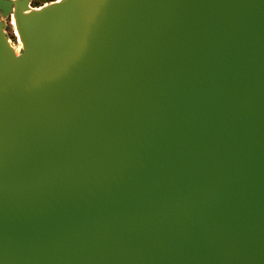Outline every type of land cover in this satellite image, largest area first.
Masks as SVG:
<instances>
[{
	"label": "water",
	"instance_id": "water-1",
	"mask_svg": "<svg viewBox=\"0 0 264 264\" xmlns=\"http://www.w3.org/2000/svg\"><path fill=\"white\" fill-rule=\"evenodd\" d=\"M45 5L0 0V264H264V0Z\"/></svg>",
	"mask_w": 264,
	"mask_h": 264
},
{
	"label": "rangeland",
	"instance_id": "rangeland-1",
	"mask_svg": "<svg viewBox=\"0 0 264 264\" xmlns=\"http://www.w3.org/2000/svg\"><path fill=\"white\" fill-rule=\"evenodd\" d=\"M33 1H38L41 6H43L45 4H49L48 2H45L47 0H31V7L32 8H37V7H33V5H32ZM0 22L5 23V25H6L5 31H6L7 36L10 39L11 43L13 44L14 48L16 49L17 53H20V51L22 50V45L20 44V41L16 35L12 17L3 18L1 13H0Z\"/></svg>",
	"mask_w": 264,
	"mask_h": 264
},
{
	"label": "snow or ice",
	"instance_id": "snow-or-ice-1",
	"mask_svg": "<svg viewBox=\"0 0 264 264\" xmlns=\"http://www.w3.org/2000/svg\"><path fill=\"white\" fill-rule=\"evenodd\" d=\"M55 3H60L61 0H54ZM26 7V6H25ZM45 7H48V5H45ZM36 11L38 12H42L43 9H36ZM23 15L27 16L28 15V12L27 11H24Z\"/></svg>",
	"mask_w": 264,
	"mask_h": 264
},
{
	"label": "trees",
	"instance_id": "trees-1",
	"mask_svg": "<svg viewBox=\"0 0 264 264\" xmlns=\"http://www.w3.org/2000/svg\"><path fill=\"white\" fill-rule=\"evenodd\" d=\"M53 1H54V0H47V1H45V2L51 3V2H53ZM32 5H33V7H39V6H41L40 3H39L38 1H33V2H32Z\"/></svg>",
	"mask_w": 264,
	"mask_h": 264
},
{
	"label": "bare ground",
	"instance_id": "bare-ground-1",
	"mask_svg": "<svg viewBox=\"0 0 264 264\" xmlns=\"http://www.w3.org/2000/svg\"><path fill=\"white\" fill-rule=\"evenodd\" d=\"M12 19H13V25H14V27H15L16 35H17V37H18V39H19V41H20V43H21V40H20V37H19V35H18L17 29H16V25H15V20H14V17H13V16H12Z\"/></svg>",
	"mask_w": 264,
	"mask_h": 264
}]
</instances>
